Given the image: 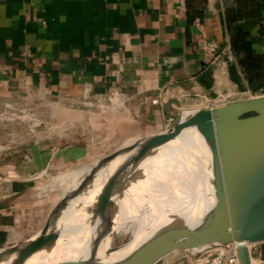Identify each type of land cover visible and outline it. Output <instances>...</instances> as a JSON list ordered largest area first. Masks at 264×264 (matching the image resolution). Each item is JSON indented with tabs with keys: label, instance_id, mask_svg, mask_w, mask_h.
<instances>
[{
	"label": "crops",
	"instance_id": "obj_1",
	"mask_svg": "<svg viewBox=\"0 0 264 264\" xmlns=\"http://www.w3.org/2000/svg\"><path fill=\"white\" fill-rule=\"evenodd\" d=\"M233 3L206 0L203 18L190 22L186 0H0V112L18 102L50 124L17 148L9 146L14 129L0 126V246L15 243L16 231L19 241L38 232L58 202L45 214L51 200L32 190V174L59 169L65 160L77 165L79 157L106 155L166 129L167 98L190 108L207 106L195 93L226 101L264 93V20H229ZM229 50L240 85L229 76ZM113 91L126 100V111L99 107L98 95L111 105ZM90 132L103 140L101 149L92 140L79 143L80 133ZM180 254L172 251L155 264Z\"/></svg>",
	"mask_w": 264,
	"mask_h": 264
},
{
	"label": "water",
	"instance_id": "obj_2",
	"mask_svg": "<svg viewBox=\"0 0 264 264\" xmlns=\"http://www.w3.org/2000/svg\"><path fill=\"white\" fill-rule=\"evenodd\" d=\"M229 76L240 85L237 67L233 63L229 66ZM162 105L166 112L177 116L175 123L106 154L73 191L59 199L37 234L8 247L12 252L18 251L13 264H20L43 247H51L61 237V231L55 230L46 242L55 219L72 200L85 194L95 177L115 160L121 163L92 208L103 230L96 233L86 259L67 264H155L175 250L211 248L232 241L239 242L241 264H251L245 242L264 241V95L230 100L212 108H185L178 97L167 98ZM189 128L197 131L211 157L213 207L194 224H174L141 241L115 245L105 252L108 255L121 245L130 244L119 259L108 260L99 256V245L112 229L117 209L115 198L125 186L126 176L131 172L135 176L143 175L136 171L138 163Z\"/></svg>",
	"mask_w": 264,
	"mask_h": 264
},
{
	"label": "bare ground",
	"instance_id": "obj_3",
	"mask_svg": "<svg viewBox=\"0 0 264 264\" xmlns=\"http://www.w3.org/2000/svg\"><path fill=\"white\" fill-rule=\"evenodd\" d=\"M104 96L98 95L99 107L102 111H113L114 114L115 112L126 111V100L122 96H115L111 105L105 103ZM40 124V120H34L33 126L37 127ZM34 133L39 137L43 136V132L37 129H34ZM104 156L94 160L90 164L89 170ZM120 163L119 160L111 162L106 169L95 177L90 189L72 200L55 219L46 242L55 230L61 231V237L51 247H43L33 252L20 264H48L51 262L67 264L87 258L92 240L97 232L103 230V226L93 213L92 208L104 185L115 174ZM83 167L79 170L73 169L53 176L51 188L56 185H64L65 190L73 191L85 177H79ZM48 170L49 166H46L37 175L43 176ZM136 171H140L143 175L135 176L134 172H131L126 176V184L115 198L117 209L114 214L112 229L101 241L98 248V255L108 260L119 259L129 249L130 244L121 245L117 250L106 255L105 252L108 249L115 247L113 243L118 233L131 230L134 235L129 242L141 241L153 232L174 224L196 223L215 203L211 182V157L205 142L193 128L184 130L176 140L165 144L157 152L144 158L138 163ZM11 173V175H16L13 171ZM14 235H16V242L19 243L18 238L21 237L22 233L16 231ZM3 246L4 248L0 249V264H13L18 251L12 252L6 244Z\"/></svg>",
	"mask_w": 264,
	"mask_h": 264
},
{
	"label": "rangeland",
	"instance_id": "obj_4",
	"mask_svg": "<svg viewBox=\"0 0 264 264\" xmlns=\"http://www.w3.org/2000/svg\"><path fill=\"white\" fill-rule=\"evenodd\" d=\"M98 105H99V102L95 101L92 108L98 110V108H97ZM28 110H29V112H31L35 115L36 120L41 121V124L38 126L39 128H36V129L38 131L44 133V131H46L50 126L49 122L47 121L48 119L46 118L44 113H41L38 109H36V108L34 109L33 107H28ZM2 112L3 111H1L0 113H2ZM98 112H99V110H98ZM20 121L18 119L14 120V121L13 120H7V119H3V120L0 119V126H1V124L2 125L8 124L10 126V128L14 129V130L9 131V132L13 133V135L10 137V141H11L10 146L11 147H15V148L21 147L23 145L22 141H27V140H29V142H30L29 144H32L33 143L32 141L39 139V136H37V135H35V133L31 132L27 122L21 121V123H20ZM32 122L33 121H31L29 123H32ZM91 134H92L91 132L87 133V134L86 133H83V134L80 133V135L78 137L79 143H86V141L92 140L91 144L94 146V149L95 150L101 149V145H102L101 143L103 142V140H101L100 138H97V137H92ZM42 135H44V134H42ZM89 138H94V139H89ZM132 142H134V140L131 141L130 143H132ZM130 143H128V144H130ZM121 144H123V143H119V145H115L114 147L111 146V149L109 151H111L112 149L114 150L115 148H118L119 146H122ZM103 155H105V153L101 152L100 155H98L96 157H79V159L77 161V165H76V163L75 164L74 163L69 164V163H67L69 160H67V161L65 160L64 163L62 164V167L59 168L60 170L55 169V168H53V169L50 168L48 170V172L43 176H39L37 174L31 175L33 177V182H34L32 190L35 193L43 192V194H41V195H44V196H41L40 199L45 198V199H48L47 201L51 200V203L48 202L47 206H45V208H46L45 214H47L51 210V208L53 207V205L55 204L56 201H59V199L62 196H64L66 193H68V191L65 190L64 185H60V186L56 185L54 188H51L52 177L57 176L59 174H63L64 172L66 173L67 171H70L73 169L79 170V168L84 166L81 174L79 175L80 178L81 177L83 178V176H86L90 172V170H89L91 167L90 164L93 163L94 160L99 159L100 156H103ZM58 164L59 163H57V165ZM8 170L10 171L12 169H8ZM11 174L12 173L10 172V175ZM41 204H42L41 207H44V205H46L44 203H41ZM43 214H44V212H43ZM44 222H45V220L42 221L41 224H39L37 226V228L40 229ZM133 235H134V233L131 230L128 232H125V233L120 232V233H118L116 240L114 241L113 245L115 246V245L123 244L125 242H129L133 239ZM30 236H33V233H30V232L26 233L25 235H23V238H22V240L19 241V243L28 239ZM14 244H17V242L8 244L7 246H11ZM1 248H4V246H0V249Z\"/></svg>",
	"mask_w": 264,
	"mask_h": 264
},
{
	"label": "built area",
	"instance_id": "obj_5",
	"mask_svg": "<svg viewBox=\"0 0 264 264\" xmlns=\"http://www.w3.org/2000/svg\"><path fill=\"white\" fill-rule=\"evenodd\" d=\"M228 54V61L234 63L235 57L233 53L229 50ZM167 92V90H164L162 92V95H166ZM117 95H119V91H113L112 94L109 95V99L111 100ZM259 95H264V93H261ZM259 95H254L252 92H250L249 97ZM194 96L203 99L204 102L207 103L206 108L216 107L227 102L226 98L224 97H219L211 100L207 96L201 95L199 93H195ZM0 119L13 121L18 119L19 121L21 120L22 122H27L31 132L33 133L34 129L38 128V126H33L34 120H36L35 115L29 112L28 107L22 106L18 102L6 103L3 112L0 113ZM176 119L177 116L175 114H170L166 123V128L171 127L175 123ZM31 121L33 122L29 123ZM245 243L248 248L251 264H253V261L254 264H263L264 241H246ZM179 251H181V254L175 259L177 261L172 260L171 262H167V264H180V262H184V264H241L238 241H232L211 248L180 249Z\"/></svg>",
	"mask_w": 264,
	"mask_h": 264
},
{
	"label": "trees",
	"instance_id": "obj_6",
	"mask_svg": "<svg viewBox=\"0 0 264 264\" xmlns=\"http://www.w3.org/2000/svg\"><path fill=\"white\" fill-rule=\"evenodd\" d=\"M206 0H186L187 17L190 22L203 18ZM264 0H234L226 13L229 20L241 18L263 19Z\"/></svg>",
	"mask_w": 264,
	"mask_h": 264
}]
</instances>
